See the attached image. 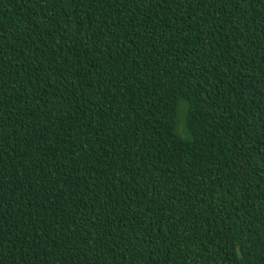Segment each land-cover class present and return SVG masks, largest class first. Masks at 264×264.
<instances>
[{
	"label": "trees",
	"instance_id": "1",
	"mask_svg": "<svg viewBox=\"0 0 264 264\" xmlns=\"http://www.w3.org/2000/svg\"><path fill=\"white\" fill-rule=\"evenodd\" d=\"M0 264H264V0H0Z\"/></svg>",
	"mask_w": 264,
	"mask_h": 264
}]
</instances>
